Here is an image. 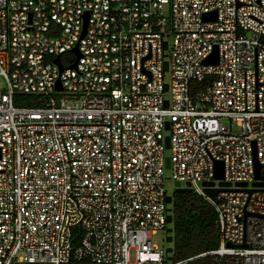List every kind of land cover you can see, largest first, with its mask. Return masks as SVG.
<instances>
[{"label":"built area","instance_id":"1","mask_svg":"<svg viewBox=\"0 0 264 264\" xmlns=\"http://www.w3.org/2000/svg\"><path fill=\"white\" fill-rule=\"evenodd\" d=\"M263 34L264 0H0V264H264ZM166 168L215 247L152 242Z\"/></svg>","mask_w":264,"mask_h":264},{"label":"trees","instance_id":"2","mask_svg":"<svg viewBox=\"0 0 264 264\" xmlns=\"http://www.w3.org/2000/svg\"><path fill=\"white\" fill-rule=\"evenodd\" d=\"M264 40V34L262 35ZM211 77L199 82L203 86ZM31 95L16 93L15 104H30ZM172 213V251L173 259H179L211 249L217 245L218 229L215 224L216 212L213 206L195 191H173ZM206 259H198L191 264H201Z\"/></svg>","mask_w":264,"mask_h":264},{"label":"water","instance_id":"3","mask_svg":"<svg viewBox=\"0 0 264 264\" xmlns=\"http://www.w3.org/2000/svg\"><path fill=\"white\" fill-rule=\"evenodd\" d=\"M86 17H87V15L85 16L83 28L85 27ZM214 18H215V12L214 11L203 14V19H214ZM166 45H167V41H164V47H166ZM72 50L76 53V58L71 64V66L74 67L75 63H76V59H77V57L79 55V52H78V49H77L76 45L72 48ZM54 61L56 63H59V56L58 55L55 56ZM216 61H217V49L214 48L213 51L208 55V57L204 59V63H215ZM59 67L61 69V65H59ZM163 68L167 69V60H164ZM56 86H57V88H60L59 79H57V81H56ZM164 86H165V89H166L167 88V84L165 83ZM168 125H169L168 121H165V127L166 128L168 127ZM164 144H165L166 148L169 146L168 135H166L165 138H164ZM254 160H255V177L258 178L259 177L260 163H258L257 160L255 159V152H254ZM165 166L169 167V156L168 155L165 156ZM214 176H215V178H219V179H221L222 176H223V163H222L221 160H215ZM207 183L208 184H212L213 181L202 182V184H204V185L207 184ZM225 183L226 182L223 181V180L219 181V184H225ZM255 183L261 184V182H257V181H255ZM174 185H175V189H174L175 191H184V190L192 191L193 190L192 187L189 186V183H187L186 185H181L180 182L176 180V181H174ZM203 190L209 196H213L215 194V192L218 190V188H210V187L205 186L203 188ZM171 199H172V195L170 193H168L166 195V201H167L168 204L171 202ZM166 221L168 223H170L172 221V213L170 211V207H168V213L166 214ZM171 230H172V227L169 226V225L165 228V231H166L165 239H166V241H172ZM171 250H172V246L168 245L166 247V251L170 252ZM167 258L170 259L171 255L168 254Z\"/></svg>","mask_w":264,"mask_h":264},{"label":"rangeland","instance_id":"4","mask_svg":"<svg viewBox=\"0 0 264 264\" xmlns=\"http://www.w3.org/2000/svg\"><path fill=\"white\" fill-rule=\"evenodd\" d=\"M248 34H250L248 32ZM168 40H169V43L171 42V37L168 36L167 37ZM168 52V50H167ZM165 79L166 80H169L170 79V72H167L166 75H165ZM0 86L1 88H5L6 87V83L4 81L3 78L0 77ZM168 96V94H165ZM168 131L167 130H164V133L166 134ZM170 153V150L168 148H165L164 150V154L165 155H168ZM164 176H165V187L167 189V192L172 194L174 189H175V185H174V179L173 177L171 176V170L169 168H166L164 170ZM171 203V202H170ZM169 203V204H170ZM171 223V222H170ZM170 223H166L165 226L163 228H159L157 230H155L153 233H152V242L158 246V247H161L163 249H165L168 245H171L172 241H166L165 239V236H166V231H165V228L170 224ZM168 254L172 255L173 254V251L171 250Z\"/></svg>","mask_w":264,"mask_h":264}]
</instances>
